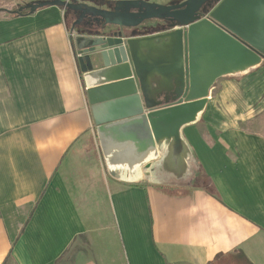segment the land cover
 Instances as JSON below:
<instances>
[{"label":"crops","instance_id":"1","mask_svg":"<svg viewBox=\"0 0 264 264\" xmlns=\"http://www.w3.org/2000/svg\"><path fill=\"white\" fill-rule=\"evenodd\" d=\"M70 33L57 7L0 19V264H210L238 251L264 264V60L217 80L183 130L199 180L127 184L107 173Z\"/></svg>","mask_w":264,"mask_h":264},{"label":"water","instance_id":"2","mask_svg":"<svg viewBox=\"0 0 264 264\" xmlns=\"http://www.w3.org/2000/svg\"><path fill=\"white\" fill-rule=\"evenodd\" d=\"M48 7L78 20L89 16V27H97H72L70 43L91 69L81 80L108 175L127 184L191 187L198 166L183 130L201 120L217 80L261 65L264 0H45L20 11ZM139 28L153 35L132 38Z\"/></svg>","mask_w":264,"mask_h":264},{"label":"trees","instance_id":"3","mask_svg":"<svg viewBox=\"0 0 264 264\" xmlns=\"http://www.w3.org/2000/svg\"><path fill=\"white\" fill-rule=\"evenodd\" d=\"M20 8L21 6L12 7L11 0H0V19H13L32 14L28 10L20 11ZM201 177L202 175L200 173V178ZM81 238H83L88 245L86 238ZM210 264H250V262L242 252L238 251L234 254H218Z\"/></svg>","mask_w":264,"mask_h":264},{"label":"rangeland","instance_id":"4","mask_svg":"<svg viewBox=\"0 0 264 264\" xmlns=\"http://www.w3.org/2000/svg\"><path fill=\"white\" fill-rule=\"evenodd\" d=\"M42 1H44V0H42ZM176 1L177 0H156L155 3L157 5H160V6H168V5H171V4H175ZM65 15H66L67 28L70 31L72 29V27H73V23H74L73 20L76 19L75 18L76 15H75L74 12H68V16H67V12H66ZM86 18L90 22V23L87 22L89 25L93 23V19L91 17L87 16ZM74 25H75V23H74ZM89 25L88 26H82L83 29H79V31H83V32H87V33H95L96 30H97V27L95 26V27L91 28V27H89ZM257 124L263 126L264 120L262 121V123L261 122H257ZM199 177H200V174L197 173V175L195 176V179L199 180ZM75 247H80V248L81 247H85V244L82 243L80 240H78L77 244L72 246V248L70 249V252H73Z\"/></svg>","mask_w":264,"mask_h":264},{"label":"flooded vegetation","instance_id":"5","mask_svg":"<svg viewBox=\"0 0 264 264\" xmlns=\"http://www.w3.org/2000/svg\"><path fill=\"white\" fill-rule=\"evenodd\" d=\"M75 18L76 19H74L73 22L76 24V22L78 21L77 22V25H74V23H73V27H74V29H75L76 32H79V29H83L82 26H88L89 25L87 23V22H89V20L86 17L84 19L78 20L79 15L77 14Z\"/></svg>","mask_w":264,"mask_h":264},{"label":"built area","instance_id":"6","mask_svg":"<svg viewBox=\"0 0 264 264\" xmlns=\"http://www.w3.org/2000/svg\"><path fill=\"white\" fill-rule=\"evenodd\" d=\"M62 2H66V3H86L89 2L91 0H60ZM95 1H103V2H112L113 0H95ZM69 37H72V34H69Z\"/></svg>","mask_w":264,"mask_h":264}]
</instances>
